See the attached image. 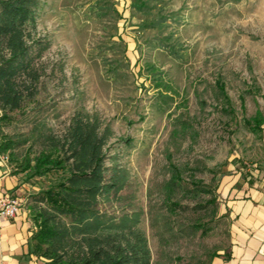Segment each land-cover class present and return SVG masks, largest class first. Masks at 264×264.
Wrapping results in <instances>:
<instances>
[{"label": "rangeland", "instance_id": "obj_1", "mask_svg": "<svg viewBox=\"0 0 264 264\" xmlns=\"http://www.w3.org/2000/svg\"><path fill=\"white\" fill-rule=\"evenodd\" d=\"M41 1L35 31L50 47L37 90L27 114L0 123L19 143L9 162L32 220L47 209L37 196L69 176L68 164L36 172L35 158L95 114L113 132L105 165L118 155L129 171L103 210L140 213L152 264H224L223 176L264 156V0ZM173 166L181 179L168 186Z\"/></svg>", "mask_w": 264, "mask_h": 264}, {"label": "trees", "instance_id": "obj_2", "mask_svg": "<svg viewBox=\"0 0 264 264\" xmlns=\"http://www.w3.org/2000/svg\"><path fill=\"white\" fill-rule=\"evenodd\" d=\"M41 5V0H0V123L15 120L12 112L27 114L26 102L37 90V63L50 47L35 31ZM112 133L109 125L102 128L98 115L78 113L65 138L57 140V151L35 158L36 172L69 166L65 181L37 196L47 209L33 217L39 229L30 250L45 264H60L56 257H66L64 264H152L148 238L138 227L140 213L114 216L101 207L128 185L129 171L118 163V155L105 165L103 148ZM18 145L2 135L3 152L13 154ZM173 168L168 186L181 179Z\"/></svg>", "mask_w": 264, "mask_h": 264}, {"label": "crops", "instance_id": "obj_3", "mask_svg": "<svg viewBox=\"0 0 264 264\" xmlns=\"http://www.w3.org/2000/svg\"><path fill=\"white\" fill-rule=\"evenodd\" d=\"M260 126L264 137V122ZM2 135L0 132V145ZM10 155L0 149V199L12 195L25 203L27 183L13 169ZM223 183L222 196L233 220L234 236L230 249L221 254L224 264H264V156L249 166L234 165L230 174L223 176ZM35 231L24 206L16 217L0 218V264H45L30 250ZM218 260L213 264H222Z\"/></svg>", "mask_w": 264, "mask_h": 264}, {"label": "built area", "instance_id": "obj_4", "mask_svg": "<svg viewBox=\"0 0 264 264\" xmlns=\"http://www.w3.org/2000/svg\"><path fill=\"white\" fill-rule=\"evenodd\" d=\"M24 206L22 199L7 195L0 199V218L16 217Z\"/></svg>", "mask_w": 264, "mask_h": 264}]
</instances>
